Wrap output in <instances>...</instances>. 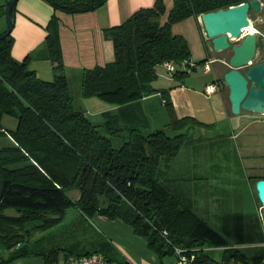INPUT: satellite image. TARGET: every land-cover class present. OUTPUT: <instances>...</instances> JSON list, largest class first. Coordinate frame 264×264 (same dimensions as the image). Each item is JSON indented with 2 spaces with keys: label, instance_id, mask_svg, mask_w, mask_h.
Masks as SVG:
<instances>
[{
  "label": "trees",
  "instance_id": "16d2710c",
  "mask_svg": "<svg viewBox=\"0 0 264 264\" xmlns=\"http://www.w3.org/2000/svg\"><path fill=\"white\" fill-rule=\"evenodd\" d=\"M47 1L55 9L45 39L54 64L53 80L41 79L30 68L29 58H14L11 33L0 40V239L4 238L12 252L7 258L0 257V264L33 254L42 256L45 264H56L58 249L39 253L28 250L29 242L21 249L17 245L26 242L33 231L61 225L71 209H78L85 223L95 214L126 222L161 259L176 257L175 249L181 247L194 251L192 264H214L205 253L206 248L214 247L231 250L230 260L262 261L264 222L256 214H252L254 220L249 217L248 233L242 226L235 233L238 245H251L247 254L239 247L230 248L234 244L225 233L164 181V162L177 157L187 143L189 132L185 130L192 128L187 118L174 117L167 125H172L174 136L164 129L143 132L119 123V118H129L127 112L140 109L141 101L157 92L153 85L157 66L174 62L177 79L186 74L179 65L192 66L190 43L173 31L176 23L248 0H174L170 9L157 0L154 6L106 28L104 37L112 42L113 60L85 69L82 75V96L113 107L99 122L74 107L64 74L58 12H91L107 0ZM5 13V5L0 4V18ZM215 81L226 85L223 78ZM162 98L172 109L168 93ZM5 116L16 119L15 128L4 125ZM72 190H78L80 196L71 197ZM239 219L244 225L245 217L239 215ZM104 248L112 245L106 241ZM101 253L110 261L131 264Z\"/></svg>",
  "mask_w": 264,
  "mask_h": 264
},
{
  "label": "rangeland",
  "instance_id": "374dc122",
  "mask_svg": "<svg viewBox=\"0 0 264 264\" xmlns=\"http://www.w3.org/2000/svg\"><path fill=\"white\" fill-rule=\"evenodd\" d=\"M192 19L186 18L178 22L175 24L174 29L177 33L182 34L194 47L191 57L192 66H186L185 71L191 75L192 81L200 82L202 79H212L215 72L222 74L221 70L224 66L221 60H217L212 64L214 70L204 73L205 63H201V61L207 56L208 52L203 39L194 44L196 29ZM250 20L252 23L250 28L255 33H264V10L253 14ZM240 39H233L232 42L236 44ZM209 42L211 44L210 39ZM197 44L198 46H196ZM218 53L222 55V58L228 64L232 52L226 50L215 53L214 51V55H219ZM262 59H264V37L261 36L253 64L259 63ZM158 70L163 71L167 76L171 75L162 65L158 67ZM242 70L245 71L246 68ZM70 88L75 109L83 110L91 119L97 120L96 112L101 111L102 105L107 107L108 104L98 98H84L80 93L79 79H75L74 75H71L70 78ZM225 90L228 93L227 86ZM95 103L99 104L96 105ZM157 103L158 105L141 106L138 110L127 112L126 115L129 118H123V120L119 118L120 125L138 127L143 132H149L154 128L164 129L170 136H174L175 132L170 129L172 125L167 126L172 124L174 120L172 109L161 106L159 102ZM253 116L264 119V113H256ZM3 123L10 129L15 128L17 125L16 119L9 116L4 117ZM185 132L189 133L187 144L183 148L179 159L181 165H183L180 170L181 179L174 182L176 185H180L181 189L176 194L181 196L189 206L213 227L225 233L234 244L229 246L230 248L239 247L244 253L248 254L251 251V245H238L235 233H238L237 229L241 226L248 233L247 224L250 218L254 220L252 214H256V218L258 217L263 222L262 205L257 200L254 180L255 177L264 176V126H251L246 133L237 139H232L224 131L214 133L211 130L199 127H194L189 131L186 129ZM69 194L74 199L80 196L78 190H72ZM7 213L13 214L12 211ZM239 215L245 217V220L242 221L245 226L241 224ZM85 217L87 218V216ZM108 220L112 222L108 221L105 224L106 227L94 218H89L85 223L80 219L78 209H71L61 225L43 231H33L32 235L23 243L29 242L27 248L33 252L48 253L51 250L58 249L61 251L59 258L70 252L76 254L104 252L106 256H110L116 261H124L122 245L124 242L130 243L131 241L124 229L118 224L119 222L117 224L113 222L118 219ZM123 223L132 229V226L126 222ZM24 232L21 229V233ZM132 233L135 234V232ZM101 238L103 239L101 240ZM2 240L0 239V257L7 258L12 252L6 248V241ZM106 241L110 242L112 248H104ZM205 253L211 258L212 263L225 264L230 260L232 251H228L226 248L209 247L206 248ZM25 257L36 258L41 256L33 254ZM160 260L161 264H171L176 260V257L167 255L163 259L160 258ZM23 263L29 264L25 261Z\"/></svg>",
  "mask_w": 264,
  "mask_h": 264
},
{
  "label": "crops",
  "instance_id": "0c3cea01",
  "mask_svg": "<svg viewBox=\"0 0 264 264\" xmlns=\"http://www.w3.org/2000/svg\"><path fill=\"white\" fill-rule=\"evenodd\" d=\"M156 1L107 0L103 6L91 12L78 14L58 12L61 19L60 40L65 64L64 74L68 79L69 86L71 75H74L75 79H79L80 93L82 95V75L84 70L113 60L112 42L104 37L106 28L123 23L136 11L154 6ZM163 1L167 9L173 6L174 0ZM262 3L264 10V0H262ZM0 4L5 5V0H0ZM54 14L55 9L47 0H18L13 11L15 24L11 32L14 39L12 55L18 60L29 58L30 68L43 80H53L55 77L54 64L49 59L45 49V39L48 34L47 26ZM189 18H193V24L196 29L194 44L200 42L201 39L206 44L208 53L203 60L210 57L216 59V61L221 60L224 66L221 70L222 74L215 72V76L212 79H202L197 82L192 81L191 75L188 73L178 79L174 77L173 73L167 76L163 71L158 70L159 65L157 66V79L154 81L156 84L153 83L157 92L153 96L143 99L141 105L149 107L150 105H158L157 102H159L161 106L168 107L165 104V99L162 98L163 93H168L172 102V114L174 117L179 119L187 118L192 128L199 127L211 130L214 133L219 131L227 132L232 139L239 138L251 126L263 127L264 119L254 117L253 114H256L254 112L243 110L238 115L232 113L228 93L225 90L227 85L221 84V88L216 92L212 94L206 93V86L215 82V80H220L229 66L220 53H218L219 55H214L201 15ZM6 30L7 23L4 15L0 18V34H3ZM173 31L177 33L174 27ZM261 36L264 37V33L259 34L257 50ZM199 44L201 45V43ZM190 47L192 52L194 47L191 43ZM262 61L264 59L260 62ZM161 65L164 66V64ZM212 70H214L213 66L210 71H205L204 69V73ZM95 104L98 105L99 103ZM102 106L100 108L101 111L96 112V117H98L96 121L98 122L102 121L105 111L113 108L109 105L107 107ZM180 154L170 162H164L161 170L164 181L175 192L181 189L180 185L174 183L176 180L181 179L180 170L183 165H181L179 160L181 158ZM202 157L204 158L203 154ZM263 177H255V180ZM92 218L104 226L109 221V218L99 214H95ZM113 222L115 224L119 222L118 224L124 229L128 239L131 241L130 243L124 242L123 245L121 244L122 254L126 260L130 261L131 264H161L160 257L149 248L148 242L143 237L136 235V233H132L134 232L133 227L132 229L129 228L123 223L124 221L119 219ZM23 261L29 264H45L42 256L36 258L19 257L4 264H24Z\"/></svg>",
  "mask_w": 264,
  "mask_h": 264
},
{
  "label": "water",
  "instance_id": "95a60500",
  "mask_svg": "<svg viewBox=\"0 0 264 264\" xmlns=\"http://www.w3.org/2000/svg\"><path fill=\"white\" fill-rule=\"evenodd\" d=\"M18 0H5L7 30L0 34V40L13 30L15 19L13 10ZM263 10L262 0H248L228 8H221L201 14L207 37L215 52H232L223 80L228 87L231 111L238 115L243 110L264 113V61L253 64L257 54L258 33L243 36L244 28L251 24V16ZM243 36V37H242ZM241 38V39H240ZM233 39H240L233 43ZM183 70V65H179ZM246 68L245 71L242 69ZM255 190L262 205L261 215L264 222V177L255 180ZM27 243L19 244L18 249Z\"/></svg>",
  "mask_w": 264,
  "mask_h": 264
},
{
  "label": "built area",
  "instance_id": "2783aa9c",
  "mask_svg": "<svg viewBox=\"0 0 264 264\" xmlns=\"http://www.w3.org/2000/svg\"><path fill=\"white\" fill-rule=\"evenodd\" d=\"M215 61L216 59L214 58L211 57L208 58V60L205 62L204 65L205 71H210L212 64ZM164 66L166 67L167 71L170 72L171 74L174 73L178 68V66L172 61L165 62ZM220 88H221L220 84L215 81L208 84L205 88V91L207 94H212ZM262 246L264 247V243H262ZM175 251H176V260L171 264H192L196 259V255L194 251H191L189 253L186 249H183L181 247H176ZM56 264H119V263L110 261L101 253H92V254H83V255L67 254L64 257H61ZM225 264H264V258L260 262L233 259L227 261Z\"/></svg>",
  "mask_w": 264,
  "mask_h": 264
},
{
  "label": "bare ground",
  "instance_id": "6f19581e",
  "mask_svg": "<svg viewBox=\"0 0 264 264\" xmlns=\"http://www.w3.org/2000/svg\"><path fill=\"white\" fill-rule=\"evenodd\" d=\"M250 26H252V23H251L248 27L244 28L243 36H244V35H247V34H249V33H255V32L250 28ZM253 28H254V27H253Z\"/></svg>",
  "mask_w": 264,
  "mask_h": 264
}]
</instances>
